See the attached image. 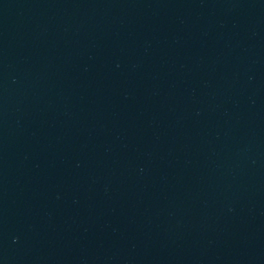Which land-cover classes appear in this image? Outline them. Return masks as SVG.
I'll return each instance as SVG.
<instances>
[{
	"label": "water",
	"instance_id": "1",
	"mask_svg": "<svg viewBox=\"0 0 264 264\" xmlns=\"http://www.w3.org/2000/svg\"><path fill=\"white\" fill-rule=\"evenodd\" d=\"M0 264H264V0H0Z\"/></svg>",
	"mask_w": 264,
	"mask_h": 264
}]
</instances>
